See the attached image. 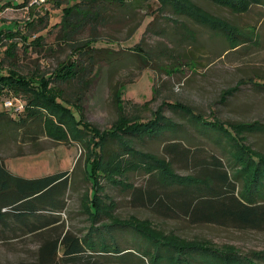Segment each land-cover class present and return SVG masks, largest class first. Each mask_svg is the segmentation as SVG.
I'll return each instance as SVG.
<instances>
[{
  "label": "trees",
  "instance_id": "obj_1",
  "mask_svg": "<svg viewBox=\"0 0 264 264\" xmlns=\"http://www.w3.org/2000/svg\"><path fill=\"white\" fill-rule=\"evenodd\" d=\"M64 1L67 6L62 8L56 28L69 57L58 62L51 72L37 69L27 74L14 63L6 74H0V96L10 94L22 103L18 111L0 112V137L14 140L24 133L25 138L31 135V140H36L44 134L61 141H66L67 136L80 141L89 157L83 174L89 189L81 197V213L89 225L82 235L64 228L61 213L66 209L71 188L69 171L26 178L11 172L0 158V240L41 238L34 261L23 264H263L264 249L242 255L236 249L183 241L137 220L117 218L116 203L105 191L108 186L128 191L137 205L161 218H182L193 224L237 230H264V153L247 142L251 134H264V124L225 122L212 110V106L225 104L241 86L249 84L264 92V84L239 80L219 93L208 113L180 102L164 101L148 121L121 111L109 129L87 131L79 127L87 125L83 102L99 73L101 51L94 46L99 41L94 34L108 23L111 9H138L144 1H154L160 14L170 10L188 17L198 27L208 28L211 33L206 35L213 36L223 47L222 53L228 54L252 43L249 35L253 30L247 35L194 0ZM203 1L233 14H248L259 8L264 15V0ZM28 3L6 2L5 7L24 8ZM60 5L59 1L56 7ZM5 7L1 6L0 11ZM47 19V12L41 16L33 14L21 24L0 28L4 57L16 59L19 45L24 51L42 48L44 36L36 35L47 27ZM86 31L89 36L79 38ZM139 58L145 62L144 56ZM67 106L73 107L76 115ZM163 108L178 112L184 122L165 116ZM187 125L192 132L186 130ZM61 128L66 131L64 138ZM166 134L173 138L162 143L161 155L135 145V140H154ZM133 173L147 176L145 187L129 182ZM55 231L54 236L49 235ZM121 235H130L131 249L117 242Z\"/></svg>",
  "mask_w": 264,
  "mask_h": 264
},
{
  "label": "rangeland",
  "instance_id": "obj_2",
  "mask_svg": "<svg viewBox=\"0 0 264 264\" xmlns=\"http://www.w3.org/2000/svg\"><path fill=\"white\" fill-rule=\"evenodd\" d=\"M24 1L0 0V7L7 6L6 2L22 4ZM27 1V7L11 6L1 10L0 28L21 24L33 14L41 16L47 12L48 25L36 35L44 36L43 47H31L24 51L19 45L17 58L8 60L4 57L5 47L0 46L1 75L6 74L11 68L10 64L14 63H17L15 65L19 70L27 74L37 69L51 72L58 62L69 57L68 49L57 37L59 28H56L60 22L62 8L67 6L66 2ZM59 1L61 5L56 7ZM194 1L208 11L213 10L210 12L214 15L240 27L247 35L253 30V34L249 35L253 42L243 46L238 52L222 53L223 47L216 43L213 36L206 35L207 32L211 33L208 28L198 27L188 17L175 15L170 10L160 14L154 1H144L138 9H111L108 23L94 34L99 38L94 46L101 51L99 73L84 98L82 114L87 125H80V128L87 131L109 129L121 111L130 117L148 121L164 101L180 102L199 112L208 113L219 93L236 85L239 80L264 84L263 11L254 8L248 14H233L203 0ZM173 18L178 22L172 21ZM88 36L89 32L86 31L79 38L86 39ZM136 46L140 51H137ZM139 55L144 56L145 62H141ZM117 88L118 94H114ZM12 97L15 96L1 94L0 112L6 110L4 102L7 99L16 100ZM212 107L215 114L225 122L260 121L264 124V92L249 84L241 86L225 104ZM66 109L76 115L73 107L67 106ZM162 113L176 122H184V117L178 112L163 108ZM186 130L192 132L188 125ZM61 131L64 138L66 131L64 128H61ZM9 138L11 137H0V158L14 174L31 178L69 171L71 188L66 196V209L61 213L62 222L66 230L76 235L84 234L89 223L81 213V197L84 191L89 189L83 177L89 157L83 144L72 140L71 136H67L66 141L44 134L37 136L36 140H31V135H26L25 138L24 133L16 136L14 140ZM172 138L170 134H166L154 140H135V145L137 148L161 155L162 143ZM194 141L197 142L196 139ZM247 142L253 149L264 153L263 133L249 135ZM204 145L213 150L208 147V142H204ZM178 172L184 173L179 170ZM146 179L147 176L143 173H133L129 182L145 187ZM105 192L112 198L113 203H116L114 215L117 218L137 220L183 241L208 242L210 245L236 249L242 255L264 249V230H237L213 224H193L182 218H161L137 205L128 191L108 186ZM56 233L57 231L50 232L49 235L54 236ZM129 236L121 235L117 237V242L128 246ZM40 241L39 236L0 240V264L34 261Z\"/></svg>",
  "mask_w": 264,
  "mask_h": 264
},
{
  "label": "built area",
  "instance_id": "obj_3",
  "mask_svg": "<svg viewBox=\"0 0 264 264\" xmlns=\"http://www.w3.org/2000/svg\"><path fill=\"white\" fill-rule=\"evenodd\" d=\"M4 106L6 107V109L8 110H15L18 111L22 108V103L19 100H6L4 102Z\"/></svg>",
  "mask_w": 264,
  "mask_h": 264
}]
</instances>
